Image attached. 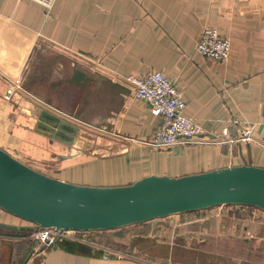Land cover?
<instances>
[{
    "label": "crops",
    "instance_id": "1",
    "mask_svg": "<svg viewBox=\"0 0 264 264\" xmlns=\"http://www.w3.org/2000/svg\"><path fill=\"white\" fill-rule=\"evenodd\" d=\"M207 25L230 38L226 61L198 51ZM34 57L40 73L55 76L54 85L49 80L55 89L39 94L26 83ZM152 70L175 82L185 114L205 129L203 140L152 144L164 118L135 98L127 79ZM17 78L21 86L11 92ZM52 94L69 98L53 104L44 97ZM226 127L230 134L222 141ZM251 127V138L242 139ZM0 144L51 175L97 185L264 166V0H56L52 7L0 0ZM0 220L25 226H0V264H176L177 246L234 264H264V210L252 205L146 221L167 229L168 237L154 239L151 249L121 241L112 232L122 227L44 248L22 218L0 208Z\"/></svg>",
    "mask_w": 264,
    "mask_h": 264
},
{
    "label": "water",
    "instance_id": "2",
    "mask_svg": "<svg viewBox=\"0 0 264 264\" xmlns=\"http://www.w3.org/2000/svg\"><path fill=\"white\" fill-rule=\"evenodd\" d=\"M43 115L71 125L48 110ZM222 204L264 210V166L234 164L177 176L153 173L127 184L97 185L51 175L0 144V208L32 222L29 228L108 230ZM0 226L25 227L1 220Z\"/></svg>",
    "mask_w": 264,
    "mask_h": 264
},
{
    "label": "built area",
    "instance_id": "3",
    "mask_svg": "<svg viewBox=\"0 0 264 264\" xmlns=\"http://www.w3.org/2000/svg\"><path fill=\"white\" fill-rule=\"evenodd\" d=\"M52 7L56 0H34ZM197 49L204 55L226 61L232 50V42L219 27L207 25L197 42ZM127 79L134 84V96L149 103L153 110L164 118L163 126L153 135L152 144L158 147H171L177 143H192L204 139L205 129L195 118L185 114V98L175 82L161 70H152L145 75L130 74ZM21 86V78L16 80ZM11 88V92H12ZM251 128L243 129L241 138L250 139ZM230 129L226 127L219 139L226 140ZM229 139V138H228ZM234 139V138H231ZM88 231L56 227L32 228L34 238L44 248L53 247L63 239L88 241Z\"/></svg>",
    "mask_w": 264,
    "mask_h": 264
},
{
    "label": "rangeland",
    "instance_id": "4",
    "mask_svg": "<svg viewBox=\"0 0 264 264\" xmlns=\"http://www.w3.org/2000/svg\"><path fill=\"white\" fill-rule=\"evenodd\" d=\"M38 60H39V58L36 59L34 57L33 61L31 62V64L28 67L27 73L25 72L24 74H25V78H26V80H25L26 83L31 85V87L34 88L36 90V92L40 94L42 92H46L47 89H55L56 87H54L52 85H54V83L56 81H55V76H53V78H51V77L49 78V76L46 75V73H44V71H42L41 73L39 72L40 69H39V65H38ZM49 80L52 81L51 86L49 85ZM17 84L18 83H16V81H14L13 82L14 86L12 88L17 89L18 87H20V86L17 87ZM14 89H12V92L14 91ZM44 97L46 99L50 98V100L53 104H58V105L61 102L60 100H62V98H64V99L69 98V96H64V95L60 96L59 94L58 95L52 94V95H48V96H44ZM70 102L71 101L67 102L66 104L68 106H71ZM13 217H15V216L13 215ZM27 223H28L27 224L28 227H31V225L34 226V224L32 222L28 221ZM114 231L115 232H112V233H114L116 235L119 233V235H121L124 238L121 241H123V242L126 241V242L131 243V244L136 243V245L139 247L142 246V247H146V248H150V249L153 248V246H155L154 239H157V238L166 239L168 237L167 229L166 228L163 229L161 226H158L154 222H146V223H142V224H132V225L125 226V227H122V228H120L118 230H114ZM122 237H120V238H122ZM110 239L112 242H114L115 237H112ZM181 243H183V242L181 241ZM193 251H191L188 247L184 248L183 246H177L176 257H175L176 260H173V261H175L176 264H188L190 261H196V262L202 263V264H211V263L234 264L233 261H231V259L226 260L224 257L221 259H219L217 257L214 258L212 256H208L204 252H198L197 253L196 251H194V252ZM241 264H243V263H241Z\"/></svg>",
    "mask_w": 264,
    "mask_h": 264
}]
</instances>
